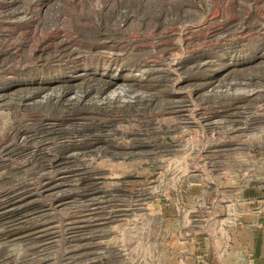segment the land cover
Returning a JSON list of instances; mask_svg holds the SVG:
<instances>
[{"label": "rangeland", "instance_id": "374dc122", "mask_svg": "<svg viewBox=\"0 0 264 264\" xmlns=\"http://www.w3.org/2000/svg\"><path fill=\"white\" fill-rule=\"evenodd\" d=\"M246 191L264 0H0V264H213Z\"/></svg>", "mask_w": 264, "mask_h": 264}, {"label": "crops", "instance_id": "0c3cea01", "mask_svg": "<svg viewBox=\"0 0 264 264\" xmlns=\"http://www.w3.org/2000/svg\"><path fill=\"white\" fill-rule=\"evenodd\" d=\"M245 194L244 203L233 218L234 224L229 226L219 248L204 247L202 253L209 263H219L222 258V264L230 261L240 264L249 253L253 255L255 264H264V196L251 191ZM229 256H233L231 260Z\"/></svg>", "mask_w": 264, "mask_h": 264}, {"label": "water", "instance_id": "95a60500", "mask_svg": "<svg viewBox=\"0 0 264 264\" xmlns=\"http://www.w3.org/2000/svg\"><path fill=\"white\" fill-rule=\"evenodd\" d=\"M235 187V185H233V184H226L225 185V188H234Z\"/></svg>", "mask_w": 264, "mask_h": 264}]
</instances>
